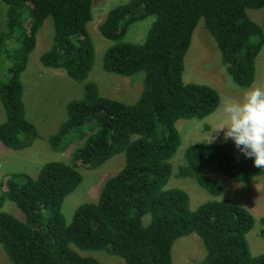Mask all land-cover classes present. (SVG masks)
<instances>
[{"label": "trees", "instance_id": "obj_1", "mask_svg": "<svg viewBox=\"0 0 264 264\" xmlns=\"http://www.w3.org/2000/svg\"><path fill=\"white\" fill-rule=\"evenodd\" d=\"M1 1L7 12L0 61L7 64L8 77L0 78L5 115L0 143L19 151L38 137L26 119L21 81L38 33L51 19L53 41L40 57L41 65L84 82L96 58L88 31L93 0ZM249 9H264V0H128L108 12L99 26L112 42L103 68L124 77L143 73L142 91L128 105L85 83L82 98L67 103L66 119L49 139L60 152L82 142L73 162H48L36 178L18 172L0 181V245L11 264H103L76 249L105 251L126 264H172L174 241L191 233L200 236L205 248L198 264H264V252L250 251L247 235L255 217L245 205L214 199L193 210L186 190L166 188L182 141L176 122L204 119L220 104L216 89L183 82L194 32L203 20L226 73L237 88L248 89L264 48V21L255 23ZM150 17L155 19L143 43L125 40L133 24ZM120 154L125 155L124 167L107 180L99 199L79 205L68 223L62 207L82 183L79 168L99 167ZM215 174L251 185L264 169L255 167L234 142L190 145L179 176L220 195L223 187L212 178ZM5 199L15 202L25 219L3 210Z\"/></svg>", "mask_w": 264, "mask_h": 264}, {"label": "rangeland", "instance_id": "obj_2", "mask_svg": "<svg viewBox=\"0 0 264 264\" xmlns=\"http://www.w3.org/2000/svg\"><path fill=\"white\" fill-rule=\"evenodd\" d=\"M127 1L93 0V21L89 23L88 31L95 46L96 58L95 65L82 83L70 79L62 69H51L41 65L40 57L50 49L54 35L52 20L45 21L38 33L36 48L21 74L22 101L26 119L34 125L38 137L30 147L19 151L8 149L0 143V181L18 172L27 173L36 178L42 166L48 162L57 161L67 164L73 162L74 153L78 146L83 144L82 142L73 144L64 152H60L51 148L49 139L66 119L67 103L82 98L85 83H94L101 96L128 105L138 99L143 88V73L124 77L106 72L103 68L105 52L112 42L100 33L99 26L111 9ZM6 12L7 6L0 0V32L5 27ZM247 12L255 23L263 24L264 9H249ZM154 19L150 17L133 24L128 29L125 40L131 43H143ZM7 77V64L0 61V78L7 80ZM182 79L186 84H204L216 89L220 96V104L214 113L204 119H180L176 122L182 141L171 160L173 173L166 188L186 190L193 210L208 200L234 199L241 202L255 217V226L247 235L250 251L254 255L262 253L264 252V223L261 221L264 217V175L259 176L251 185L240 184L224 175H212V178L223 187L220 195L210 193L198 185L193 178L179 176L181 167L186 165V150L190 145L199 142L225 143L223 131L218 136L216 132H212L228 122L221 105L225 102L242 100L250 90V88L242 90L228 86L230 77L224 69L221 54L203 20L194 32L191 46L185 57ZM253 84L264 87V48L257 58ZM4 120L5 115L0 104V123ZM212 136L216 139L211 142ZM228 142L233 141L229 139ZM124 165L125 155L120 154L99 167L79 168L83 177L82 183L66 196L62 207L66 221L71 222L76 208L82 203L96 202L107 180L115 176ZM2 209L20 219H25V214L10 199L3 201ZM149 219V215L144 217V222L147 223ZM199 237L197 233H191L176 239L171 248L172 264H198L205 254L204 244ZM76 250L79 254L94 257L103 264H126L123 258L105 251ZM0 264H11L1 245Z\"/></svg>", "mask_w": 264, "mask_h": 264}, {"label": "clouds", "instance_id": "obj_3", "mask_svg": "<svg viewBox=\"0 0 264 264\" xmlns=\"http://www.w3.org/2000/svg\"><path fill=\"white\" fill-rule=\"evenodd\" d=\"M229 87H236L229 79ZM227 124L213 130L217 136L223 131V142L231 139L236 149L246 158L254 160V166L264 169V87L250 86L240 101L221 105ZM216 137L212 136V141Z\"/></svg>", "mask_w": 264, "mask_h": 264}]
</instances>
